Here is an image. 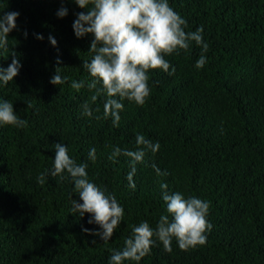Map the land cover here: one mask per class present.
<instances>
[{
    "label": "trees",
    "instance_id": "trees-1",
    "mask_svg": "<svg viewBox=\"0 0 264 264\" xmlns=\"http://www.w3.org/2000/svg\"><path fill=\"white\" fill-rule=\"evenodd\" d=\"M168 2L186 20V32L203 28L208 51L191 42L189 50L165 56L175 73L149 70L150 96L143 106L121 101L115 127L104 117L106 93L92 102L95 90L87 87L93 78L83 63L93 58L94 37L77 38L73 29L77 14L88 9L75 0H0V15L19 13L8 47L0 49V67H8L12 52L22 65L12 82H0V101L11 102L27 121L24 128L0 125V264H109L133 226L148 222L155 229L167 214L162 183L169 194L208 202L206 243L185 251L173 239L168 253L157 241L139 262L124 264H264V0ZM61 7L68 10L63 18ZM201 54L206 63L197 68ZM57 67L67 78L58 86L50 83ZM72 81L85 86L77 91ZM138 134L160 148L136 164L133 189L130 158L109 156L114 147L138 150ZM55 143L87 163L90 182L123 207L109 241L90 234L102 231L88 223L91 214L71 212L73 199L83 203L71 178L50 174ZM153 165L167 175L158 176ZM42 173L44 184L37 180Z\"/></svg>",
    "mask_w": 264,
    "mask_h": 264
},
{
    "label": "clouds",
    "instance_id": "clouds-1",
    "mask_svg": "<svg viewBox=\"0 0 264 264\" xmlns=\"http://www.w3.org/2000/svg\"><path fill=\"white\" fill-rule=\"evenodd\" d=\"M81 9H88L87 14L80 12L73 23L77 38L91 34L94 39L89 51L94 53L90 62L84 61L83 68L93 78L87 87L95 90L91 101L106 93L107 99L103 105L104 117L111 116L113 125L119 127L120 112L124 105L121 101L128 100L143 106L150 96L149 70H163L169 75L175 73L165 56L179 50H189L191 42L200 46L203 53L208 51V44L203 41V28L193 32H186L187 22L170 6L168 0H75ZM68 14L67 8L61 7L57 16L60 18ZM18 12H5L0 15V49L8 47L9 33L17 28ZM27 38V32H24ZM43 40V36L36 35ZM53 46L57 41L49 36ZM12 62L5 69L0 67V82L7 85L19 74L22 67L15 52L11 53ZM59 59L57 64H59ZM206 57L201 54L196 62L197 68H202ZM57 67L56 74L50 78L53 85H61L67 79L62 78ZM97 84H101L98 88ZM85 86L83 81H72L71 87L79 91ZM83 112L91 117L92 109L88 102L83 104ZM99 111V108L96 109ZM99 117H97L98 119ZM0 125H11L24 128L27 121L21 119L14 111L13 104L0 101ZM138 150H122L114 147L110 160L119 155L130 158L131 172L128 174L130 186L134 189L133 176L136 164L143 163L147 152L155 155L160 148L159 143L153 144L145 139L144 135L136 137ZM143 146V147H139ZM54 167L50 171L52 176H60L61 180L71 178L74 191L83 201L82 204L72 200V213L91 214L89 224L99 225L102 231L90 234L99 236L104 242L110 240L114 230L120 225L125 215L124 209L117 201L115 194L108 193L107 189L98 187L88 178L87 163H77L69 155L68 147L63 143H55ZM89 159L95 161L96 149L89 151ZM158 176L167 175L166 172L153 165ZM67 173V176L63 175ZM38 183H45V174L37 178ZM166 183L161 184L162 199L166 205L165 215H161L156 228L150 227L148 222H141L133 226L132 235L125 240L123 250L113 251L109 264H124V261L139 262L151 253L157 241L162 243L163 249L171 253L173 239L181 250H189L206 243L205 233L211 230V224L206 219L209 212L208 202L195 196L185 198L180 192L169 194ZM89 232L88 229H83ZM95 243V241H93Z\"/></svg>",
    "mask_w": 264,
    "mask_h": 264
}]
</instances>
